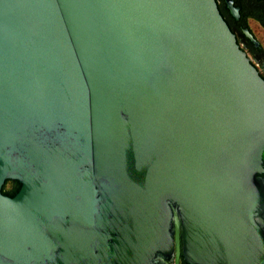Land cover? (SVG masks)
<instances>
[{"label":"water","instance_id":"obj_1","mask_svg":"<svg viewBox=\"0 0 264 264\" xmlns=\"http://www.w3.org/2000/svg\"><path fill=\"white\" fill-rule=\"evenodd\" d=\"M262 221L264 79L215 0H0V264H264Z\"/></svg>","mask_w":264,"mask_h":264},{"label":"flooded vegetation","instance_id":"obj_2","mask_svg":"<svg viewBox=\"0 0 264 264\" xmlns=\"http://www.w3.org/2000/svg\"><path fill=\"white\" fill-rule=\"evenodd\" d=\"M216 4L237 44L264 79V0H216ZM174 259L175 255L166 264ZM178 264H186L182 255Z\"/></svg>","mask_w":264,"mask_h":264},{"label":"trees","instance_id":"obj_3","mask_svg":"<svg viewBox=\"0 0 264 264\" xmlns=\"http://www.w3.org/2000/svg\"><path fill=\"white\" fill-rule=\"evenodd\" d=\"M19 188H20V185L17 182L7 180L5 181L4 185L1 188V194L12 198L17 194V192L19 191Z\"/></svg>","mask_w":264,"mask_h":264},{"label":"built area","instance_id":"obj_4","mask_svg":"<svg viewBox=\"0 0 264 264\" xmlns=\"http://www.w3.org/2000/svg\"><path fill=\"white\" fill-rule=\"evenodd\" d=\"M172 264H174V262L172 261Z\"/></svg>","mask_w":264,"mask_h":264}]
</instances>
